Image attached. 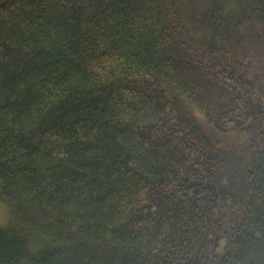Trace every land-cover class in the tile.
Wrapping results in <instances>:
<instances>
[{"label": "trees", "instance_id": "trees-1", "mask_svg": "<svg viewBox=\"0 0 264 264\" xmlns=\"http://www.w3.org/2000/svg\"><path fill=\"white\" fill-rule=\"evenodd\" d=\"M0 204V264H264V0H0Z\"/></svg>", "mask_w": 264, "mask_h": 264}, {"label": "rangeland", "instance_id": "rangeland-1", "mask_svg": "<svg viewBox=\"0 0 264 264\" xmlns=\"http://www.w3.org/2000/svg\"><path fill=\"white\" fill-rule=\"evenodd\" d=\"M233 140L241 141L240 137L237 139L235 138ZM7 221H8L7 209L2 204H0V226L5 225L7 223Z\"/></svg>", "mask_w": 264, "mask_h": 264}]
</instances>
